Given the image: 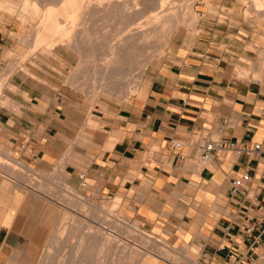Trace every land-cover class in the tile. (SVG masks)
I'll list each match as a JSON object with an SVG mask.
<instances>
[{
    "label": "crops",
    "instance_id": "0c3cea01",
    "mask_svg": "<svg viewBox=\"0 0 264 264\" xmlns=\"http://www.w3.org/2000/svg\"><path fill=\"white\" fill-rule=\"evenodd\" d=\"M241 1L197 2L194 28L169 45L142 96L110 108L95 127L84 110L58 102L45 65L31 75L17 70L5 89V155L55 175L58 188L119 200L159 246L139 264H264V154L202 156L209 142L264 144L262 29L246 21ZM16 33L0 20V71ZM246 173L250 181L230 199L232 180ZM7 178L0 261L26 239L18 216L25 190L37 191Z\"/></svg>",
    "mask_w": 264,
    "mask_h": 264
},
{
    "label": "rangeland",
    "instance_id": "374dc122",
    "mask_svg": "<svg viewBox=\"0 0 264 264\" xmlns=\"http://www.w3.org/2000/svg\"><path fill=\"white\" fill-rule=\"evenodd\" d=\"M199 1L201 0H94L90 8H82L76 15V10L67 3H60L56 6L50 5L45 10L37 4L39 14H36L30 7H26L24 4L25 0H0V20L15 26L17 33L14 34V38L18 42V47L12 52H8L5 57L8 64L7 68H3L0 71V102L4 104L9 101L4 96L5 89H12L9 85L12 74L16 73L17 70H21L31 75L33 71L39 70L45 65L50 68L49 72L52 76L50 78L51 86L54 92L58 94V102L70 104L71 108L76 110H84L89 116L90 126L95 127L98 117L110 108L120 107L134 97L142 96L148 84L149 73L158 65L169 45L180 34L183 35L186 30L194 28L198 20L195 13V4ZM101 2H103L105 7L114 8L116 13H109L108 15V13L97 11L96 7ZM129 2H135V4L129 6L127 5ZM258 2L260 0L241 1L244 6L246 21L253 25H258L262 29L261 39L264 42V10H261L264 8L257 6L256 3ZM129 12L130 14L135 12L133 16L138 19L137 22L130 23ZM44 13H49L56 17L61 23L60 27L66 29L67 36L64 41L60 40V36L57 33L56 35H46L47 41L37 38L38 35L36 36V34L40 26L38 19ZM139 25L146 27L147 30L149 29L148 32L151 28L154 29V34L144 38L145 42L140 40L141 43H138L140 45H137L135 51L130 53L131 55L129 53L119 55L120 64L117 62L112 64L113 66L110 65L108 71L105 66H108L107 64L111 61L110 47L118 40H127L134 28ZM70 41L74 43L72 49L64 45H68ZM163 43L164 48L159 50L158 47H161ZM261 54H264V52ZM106 69L107 72L105 71ZM77 72L78 74L76 75ZM139 75L140 77L137 78ZM71 78L78 80H72ZM112 87H116L115 91ZM121 87L123 88L121 89ZM130 88H133L134 90L132 91L134 92L126 95L125 92ZM6 151L3 146H0V173L3 172L5 177L0 176V197L8 193L4 186L12 183L7 180V176L17 178L39 192L33 193L32 190H25L29 194V198L25 201L24 206L21 207L18 216L20 222L17 227L26 236V239H24L20 249L15 250V252H6L0 264H27L28 262H25V260L28 261V258L33 259L29 264H35L34 262L38 255L43 251L44 244L52 239V237H49L51 232L53 231L52 233H54L55 228L60 226L59 221H57L58 214L62 216L65 212L69 213L70 218L87 220L84 216H88L95 222L105 220L108 217L107 213L115 214L119 220L117 221L116 230L117 242H119L117 257L114 255V263L116 264L140 263L142 260L137 262L134 259L135 263L132 262L133 260L131 261L130 252L132 249L141 250L143 252L142 257H145L149 252L159 251L156 248L159 246L153 244V239L142 229L139 221L124 213L119 200H117V205L113 206L112 204L116 201L114 198L88 197L84 190V192H75L68 188H58L54 179L55 175L50 173L42 175L37 169L26 167L13 153H11L12 158L9 159V157H6L7 155L5 156ZM15 161L17 162L16 164L14 163ZM4 181L7 182H5V185L2 184ZM40 192L45 195H48L49 192L52 195H48L50 198H47L43 195L41 196ZM69 192L74 194L72 198L69 197ZM82 200L93 202L99 208H102L104 213L92 215L88 205H77ZM68 202H72V205H69ZM60 203H63V205ZM15 209L13 208V210ZM73 209H78L77 211L80 214L75 213ZM6 210L7 207H0V212H6ZM46 219L51 221H48L49 223L47 224L50 228L45 231L42 227L46 224ZM125 223L131 229L133 228L132 230L129 229L130 232L126 229ZM82 232V229L76 228L67 232L62 238L63 240H60L65 242V245L62 246L63 243L61 242L55 248L53 246V249L48 253V258L52 259L48 264H56L57 255L71 256L70 247L78 243V238ZM69 241L72 243L71 246ZM75 241L77 242L75 243ZM127 243L131 247H128ZM45 249L44 253L47 251ZM97 249L94 248L91 251L92 256L96 257ZM58 251L61 255L57 254ZM104 252L106 251L104 250ZM101 256L104 257L105 253H102ZM127 256L128 258L130 257V260ZM51 259H48V261ZM53 259L55 260L53 261ZM105 264L108 263L106 262Z\"/></svg>",
    "mask_w": 264,
    "mask_h": 264
},
{
    "label": "bare ground",
    "instance_id": "6f19581e",
    "mask_svg": "<svg viewBox=\"0 0 264 264\" xmlns=\"http://www.w3.org/2000/svg\"><path fill=\"white\" fill-rule=\"evenodd\" d=\"M94 0H25L24 4L26 5V7H30V9H32V11L36 14H39L38 11V7L37 4L39 6H41L44 10L50 6V5H59L60 3H67L69 5H71L75 10H76V15L81 11L82 8H90L93 4ZM132 1V0H131ZM103 2H101L99 5H97L96 10L99 12H104V13H116L115 9H111L109 7H105ZM135 4V2H129L127 3V5L131 6ZM257 6H262L264 8V0H260V2L256 3ZM257 8V7H256ZM136 10H138V8H136ZM264 10V9H261ZM32 12V13H33ZM136 12V11H135ZM135 12H129V18H130V23H135L137 22V18L134 17L133 15L135 14ZM33 13V14H34ZM34 16V15H33ZM36 16V15H35ZM132 16V17H131ZM112 17V16H111ZM114 18V17H113ZM194 18V17H193ZM38 19V18H37ZM191 19V18H190ZM38 22L40 24L38 32L36 34L37 38H40L42 40H46L47 37L46 35H56V33L60 36V40L64 41L66 39L67 33H66V29L61 28L59 23V20L56 17H53L52 15H50L49 13H44V15L40 16L38 19ZM165 23V22H164ZM156 29V28H155ZM149 30V29H148ZM146 27H141L140 25L137 26L136 28H134L133 32L130 34L131 36H129V38L125 41H121L118 40V42L114 43L111 47H110V57H111V61H109L110 63H108V66H105V68H110V65L117 63L120 64V57L119 55L123 54V53H129V55H131L130 53H132L133 51H135L137 45L140 42V40L144 41V38H147L149 36H152V34H154V29H150V31L148 32ZM59 38V37H58ZM52 39V38H51ZM47 41V40H46ZM72 41V40H71ZM71 41L68 43V45L64 44L65 46H67L68 48L72 49V45L74 43H71ZM142 41V42H143ZM145 42V41H144ZM141 43V42H140ZM166 43V42H165ZM144 44V43H143ZM63 45V46H64ZM77 45V44H76ZM149 45V44H148ZM160 46V45H159ZM164 43L163 45H161V47H158L159 50H162L164 47ZM147 48V46H146ZM145 48V49H146ZM149 48V47H148ZM147 50V49H146ZM157 51V50H156ZM73 52V51H72ZM161 52V51H160ZM163 52V51H162ZM143 54V53H142ZM138 58V57H137ZM141 60V59H140ZM147 62V61H146ZM139 63V62H138ZM141 64V62H140ZM116 65V64H115ZM122 65V64H121ZM142 65V64H141ZM147 65V64H146ZM113 66V65H112ZM136 66V65H135ZM138 66V65H137ZM145 67V66H143ZM142 67V68H143ZM131 68V67H130ZM138 68V67H137ZM81 69V68H80ZM79 69V70H80ZM124 69V67H123ZM78 70V69H75ZM107 72V69L105 70ZM117 71V70H116ZM75 72V71H74ZM79 72V71H78ZM78 72L76 73V75L78 74ZM138 72V70H137ZM142 72V71H140ZM139 72V73H140ZM81 73V72H79ZM104 73V71H103ZM102 73V74H103ZM142 74H144L142 72ZM82 75V74H79ZM112 75V74H111ZM70 76V75H69ZM75 76V74H74ZM104 76V75H103ZM143 76V75H142ZM141 76V77H142ZM76 77V76H75ZM140 77L137 76V78ZM69 78V77H68ZM73 78V77H72ZM71 78V79H72ZM78 78V77H77ZM143 78V77H142ZM70 79V80H71ZM80 79V77H79ZM116 79V78H115ZM136 79V78H135ZM72 80H76L72 79ZM78 80V79H77ZM76 80V81H77ZM133 81V80H132ZM138 81V80H137ZM71 82V81H70ZM74 82V81H72ZM117 82V81H116ZM76 83V82H75ZM80 83V82H79ZM109 83V82H108ZM113 83V82H112ZM115 83V82H114ZM133 83V82H132ZM73 84V83H72ZM135 85V83H133ZM116 85V84H115ZM138 85V84H137ZM117 86V85H116ZM119 87V86H118ZM129 87V86H128ZM111 88V87H110ZM116 88V87H115ZM115 88L112 87V89L114 90ZM123 87H121L122 89ZM138 88V87H137ZM109 89V88H108ZM111 89V90H112ZM118 89V88H117ZM120 89V87H119ZM112 90V91H113ZM127 90V89H126ZM134 90L133 88L128 89L125 94L126 95H130L131 92ZM115 91V90H114ZM122 92V90H120ZM136 91V90H135ZM92 92V90H91ZM118 92V91H117ZM99 112V111H98ZM6 156V155H5ZM9 157V156H6ZM15 164L17 163L16 161L14 162ZM79 198V197H78ZM77 198V199H78ZM82 204V206L88 205L90 207V212L92 215H100L103 212L102 208H99L97 205H95L93 202H87L85 200L80 201V203H77L78 206H80ZM113 206L117 205V199L116 201L112 204ZM0 207H3L2 204H0ZM75 213L80 214L76 209H73ZM80 211V209H79ZM108 217H106L105 220H101V222H95L93 219L89 218L88 216H84V218L87 220H82L78 219V218H70L69 217V213L65 212L62 214V216L58 215V219L57 221H59L60 226L57 228H55L54 233L51 232V235L49 237H52V239L50 241H48L45 245L44 248L46 253H44V248L43 251L41 252L40 255H38L36 261L34 262L35 264H48L50 261H52V259L49 257L48 258V253H50L51 249H53L52 247L54 246V248L56 246H58L59 244H61V242L63 243L62 246L65 245V242L60 241L63 240L62 238L64 237V235L69 232L70 230H74L76 229H82L83 232L80 234L79 238H78V243H76L77 241H75L76 245H72V243H70V249H71V256L69 257H65L64 255H61L58 251L57 254L61 255V256H56L57 258V262L56 264H105L106 262L108 264H116L114 263V255L117 257V246L119 244V242H117V221H119L117 219V217L115 216V214H111V213H107ZM80 218V217H79ZM56 220V219H55ZM69 220V221H68ZM46 224L44 222V226L42 228H44V230L46 231V229L50 228L48 227V223L51 221L50 219H46ZM49 221V222H48ZM107 221V222H105ZM55 222V221H54ZM91 223V225H89V223ZM109 222V223H108ZM88 223V224H86ZM52 224V223H50ZM55 225V224H54ZM86 225V226H84ZM126 225V229L130 232L129 229H131V227L128 225L127 223H125ZM133 227V226H132ZM133 229V228H132ZM131 229V230H132ZM32 230V229H30ZM87 230V231H85ZM49 233V232H48ZM53 234V235H52ZM132 234V233H131ZM76 238V237H75ZM50 239V238H49ZM75 240V239H74ZM34 244V243H33ZM74 244V243H73ZM128 244V243H127ZM153 244H156L153 242ZM50 245V247H49ZM126 245V244H125ZM120 246V245H119ZM156 246H158V244H156ZM49 247V249H48ZM68 247V246H67ZM126 247V246H124ZM128 247L129 246L128 244ZM98 248L97 250V255L92 256L91 251L93 249ZM128 249V248H127ZM104 250L106 252H104ZM129 250V249H128ZM127 250V251H128ZM163 250V249H162ZM61 251V250H60ZM70 251V250H69ZM130 251V250H129ZM164 251V250H163ZM167 251V250H166ZM123 252V251H122ZM146 252V251H144ZM169 252V251H167ZM102 253H105V256L102 257ZM121 253V252H120ZM129 253V252H128ZM142 253L141 250L139 251V249H132V251L130 252V257H131V261L134 262V259L137 260V262H139L140 260H142V258H144V256L142 257ZM163 253V252H162ZM165 253V252H164ZM171 253V252H169ZM172 254V253H171ZM146 255V254H145ZM152 255V254H151ZM27 256V255H26ZM52 256V255H50ZM35 257V256H34ZM53 257V256H52ZM130 257L127 258L130 260ZM142 257V258H141ZM29 259V260H28ZM25 262H28L27 264H29V262H31L32 260L30 258H28ZM48 259H51L48 261ZM35 260V258H34ZM55 259H53L54 261ZM135 263V262H134ZM139 264V263H137Z\"/></svg>",
    "mask_w": 264,
    "mask_h": 264
},
{
    "label": "built area",
    "instance_id": "2783aa9c",
    "mask_svg": "<svg viewBox=\"0 0 264 264\" xmlns=\"http://www.w3.org/2000/svg\"><path fill=\"white\" fill-rule=\"evenodd\" d=\"M182 148V144L179 142H175L173 144V149L180 150ZM229 150L234 155H240L245 154L247 156H256L259 154H264V144H255L253 146H249L246 143H239V142H232L228 144L227 146H224L223 144L219 142H209L205 145L203 148L202 156L204 159L209 158L213 152L217 150ZM181 159H184V156H180ZM251 179L249 174H244L241 178H235L232 180V191L230 193V199H235L240 194V189Z\"/></svg>",
    "mask_w": 264,
    "mask_h": 264
}]
</instances>
